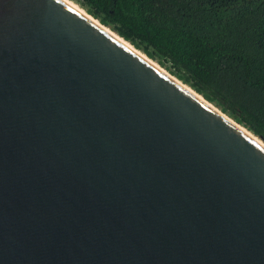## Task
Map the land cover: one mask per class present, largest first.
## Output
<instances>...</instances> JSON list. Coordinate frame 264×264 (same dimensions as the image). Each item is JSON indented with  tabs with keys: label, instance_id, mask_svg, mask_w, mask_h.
Masks as SVG:
<instances>
[{
	"label": "water",
	"instance_id": "water-1",
	"mask_svg": "<svg viewBox=\"0 0 264 264\" xmlns=\"http://www.w3.org/2000/svg\"><path fill=\"white\" fill-rule=\"evenodd\" d=\"M135 49L0 0V264H264V146Z\"/></svg>",
	"mask_w": 264,
	"mask_h": 264
},
{
	"label": "trees",
	"instance_id": "trees-1",
	"mask_svg": "<svg viewBox=\"0 0 264 264\" xmlns=\"http://www.w3.org/2000/svg\"><path fill=\"white\" fill-rule=\"evenodd\" d=\"M74 1L264 141V0Z\"/></svg>",
	"mask_w": 264,
	"mask_h": 264
},
{
	"label": "bare ground",
	"instance_id": "bare-ground-1",
	"mask_svg": "<svg viewBox=\"0 0 264 264\" xmlns=\"http://www.w3.org/2000/svg\"><path fill=\"white\" fill-rule=\"evenodd\" d=\"M65 1L67 4H69L72 8L76 9L78 12H80L81 14L85 15L87 18L91 19L92 21H94L97 25H99V27L103 28L105 31H107L108 33H110L111 35H113L116 39H118L119 41H121L122 43H124L125 45H127L129 48L131 49H135L128 41L124 40L122 37H120L118 34H116L115 32H113L110 28H108L107 26L103 25L102 23H100L96 18H94L93 16L89 15L84 8H82L81 6H79V4L75 3L73 0H63ZM135 51H137V53H139L141 56L145 57L146 59H148V61H150L154 66H156L158 69H160L162 72L169 74L168 72H166V70H164L162 67L158 66L156 64L155 61H152V59H149L143 52H141L140 50L135 49ZM173 79H175L176 81L180 82L185 88H187L189 91H191L194 95H197L200 99H203V96L197 94L193 89L189 88L187 85L183 84L181 81L177 80L174 76H172L171 74H169ZM209 105H211L215 110H217L219 113H222L226 118H228L230 121H232L237 127H239L242 131H244L245 133H247L249 136H251L253 139H255L258 143H260L262 146H264V142L262 140H260V138L252 135V133H250L247 129L243 128V126L237 124L234 120H232L229 116L226 115V113H224L223 111H221L217 106H215L213 103H209Z\"/></svg>",
	"mask_w": 264,
	"mask_h": 264
},
{
	"label": "rangeland",
	"instance_id": "rangeland-1",
	"mask_svg": "<svg viewBox=\"0 0 264 264\" xmlns=\"http://www.w3.org/2000/svg\"><path fill=\"white\" fill-rule=\"evenodd\" d=\"M73 1H74V0H73ZM74 2L77 3L76 1H74ZM77 4H78V3H77ZM79 6H80V5H79ZM85 11H86V10H85ZM146 56H147V55H146ZM152 61H155V60L152 59ZM155 62H156V64H157L158 66H160V67L163 66V65L161 66L157 61H155ZM162 68H163L164 70H166V72L169 73V71H167V69H165L166 67L164 68V66H163ZM167 68H169L168 64H167ZM169 74H170V73H169ZM172 76H173V75H172ZM175 78H176V77H175ZM176 79L179 80L178 78H176ZM179 81H180V80H179ZM189 88H190V87H189ZM215 106H217V105H215ZM217 107H218V106H217ZM218 108H219V107H218Z\"/></svg>",
	"mask_w": 264,
	"mask_h": 264
}]
</instances>
